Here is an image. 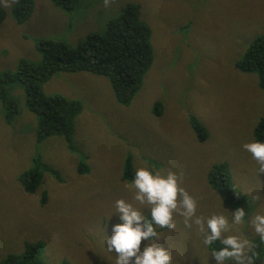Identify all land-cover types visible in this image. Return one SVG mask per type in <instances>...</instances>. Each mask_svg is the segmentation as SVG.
<instances>
[{
  "label": "rangeland",
  "instance_id": "374dc122",
  "mask_svg": "<svg viewBox=\"0 0 264 264\" xmlns=\"http://www.w3.org/2000/svg\"><path fill=\"white\" fill-rule=\"evenodd\" d=\"M8 2L9 7L0 2L6 14L0 73L14 72L20 59L38 64L39 40L79 46L87 35L103 33L129 4L151 30L153 62L128 106L118 104L107 78L88 72H58L45 83L44 95L81 105L69 143L57 135L38 142V118L25 108L23 87H9L22 110L6 124L0 104V262L36 245L43 264H115L116 254L104 243L121 222L115 201L124 199L151 218L150 206L134 199L133 181L123 179L127 158L134 174L147 165L182 175L181 186L197 200V216L222 213L231 223L233 209L208 183L212 169L224 165L232 188L250 201V216L264 214V173L242 147L254 140L264 115V90L257 88L255 74L236 68L250 44L264 36V0H110L107 7L104 0H73L70 11L50 0H31L32 13L21 24L12 15L17 0ZM156 103L161 107L155 109ZM191 118L207 133L203 139ZM37 162L40 185L27 194L19 176ZM250 216L225 235L260 240ZM174 220L173 230L157 228L173 264H215L197 226L186 228L179 214ZM261 242L255 264H264Z\"/></svg>",
  "mask_w": 264,
  "mask_h": 264
},
{
  "label": "trees",
  "instance_id": "16d2710c",
  "mask_svg": "<svg viewBox=\"0 0 264 264\" xmlns=\"http://www.w3.org/2000/svg\"><path fill=\"white\" fill-rule=\"evenodd\" d=\"M61 10L70 11L73 0H50ZM32 11L31 0H17L12 8L16 23L26 21ZM5 11L0 8V25L5 19ZM151 30L139 18V11L134 5H127L119 16L109 21L103 33L87 35L77 47H70L56 39H42L36 42L35 49L41 56L38 64L25 59L18 61L14 72L0 73V104L4 111V121L10 124L21 114L19 100L9 95V87L19 84L25 93V108L37 116L35 135L38 142L50 136H63L67 143L71 129V120L80 114L81 105L61 95L46 96L43 85L58 72H88L105 77L110 83L115 99L119 105L128 106L141 88L143 78L152 66L153 54L150 43ZM238 71L244 74H255L257 87L264 90V36L256 38L242 58L236 62ZM155 109L161 105L155 104ZM192 128L199 138L207 133L202 125L191 118ZM254 140L264 142V115L253 130ZM41 165L34 163L29 170L19 176V184L27 194H34L41 181ZM224 165L216 166L208 175L210 187L224 196L225 203L233 209L243 207L246 217L251 215L250 201L232 188ZM135 174L127 158L123 179L132 182ZM40 203L45 204V193L41 194ZM245 217V218H246ZM255 253L260 255L263 243L253 242ZM219 241L208 246V250H218ZM40 249L30 245L21 257L9 256L0 264H43ZM259 263L260 259L256 258Z\"/></svg>",
  "mask_w": 264,
  "mask_h": 264
},
{
  "label": "clouds",
  "instance_id": "9594fccd",
  "mask_svg": "<svg viewBox=\"0 0 264 264\" xmlns=\"http://www.w3.org/2000/svg\"><path fill=\"white\" fill-rule=\"evenodd\" d=\"M9 7L8 0H0ZM15 2V0H13ZM110 0H104L107 7ZM251 153L258 165V173H264V142L253 140L242 145ZM182 175L172 170L166 174L153 171L147 165L138 167L133 179L136 189L135 201L140 205L150 206V219L143 211L124 199L115 201L120 223L112 226L111 235H106L105 245L108 252L116 254L115 264H173V257L160 241L157 228L173 230L176 227L174 215L184 217L186 228L193 224L203 236V245L210 246L219 241L222 245L218 250H212L210 257L215 264H255V245L238 235H225L231 232L233 225L245 222L246 212L238 207L229 217L222 213H212L209 216H197V200L182 187ZM258 200V196L252 197ZM248 224L254 233L264 241V214L259 211L248 219ZM142 241H147L141 249Z\"/></svg>",
  "mask_w": 264,
  "mask_h": 264
},
{
  "label": "crops",
  "instance_id": "0c3cea01",
  "mask_svg": "<svg viewBox=\"0 0 264 264\" xmlns=\"http://www.w3.org/2000/svg\"><path fill=\"white\" fill-rule=\"evenodd\" d=\"M257 78V77H256ZM258 88V87H257Z\"/></svg>",
  "mask_w": 264,
  "mask_h": 264
}]
</instances>
